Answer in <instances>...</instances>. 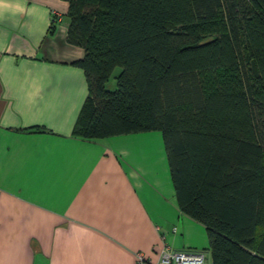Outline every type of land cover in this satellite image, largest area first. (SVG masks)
I'll return each instance as SVG.
<instances>
[{"label": "trees", "instance_id": "trees-1", "mask_svg": "<svg viewBox=\"0 0 264 264\" xmlns=\"http://www.w3.org/2000/svg\"><path fill=\"white\" fill-rule=\"evenodd\" d=\"M63 1L89 86L73 135L162 132L213 264H264V0Z\"/></svg>", "mask_w": 264, "mask_h": 264}, {"label": "crops", "instance_id": "crops-1", "mask_svg": "<svg viewBox=\"0 0 264 264\" xmlns=\"http://www.w3.org/2000/svg\"><path fill=\"white\" fill-rule=\"evenodd\" d=\"M63 0H0V264H137L204 251L158 131L73 135L89 95ZM55 34L50 35L51 26Z\"/></svg>", "mask_w": 264, "mask_h": 264}, {"label": "built area", "instance_id": "built-area-1", "mask_svg": "<svg viewBox=\"0 0 264 264\" xmlns=\"http://www.w3.org/2000/svg\"><path fill=\"white\" fill-rule=\"evenodd\" d=\"M207 256L204 251H174L164 246L158 252V260L151 261L142 254L137 255V264H206Z\"/></svg>", "mask_w": 264, "mask_h": 264}, {"label": "rangeland", "instance_id": "rangeland-1", "mask_svg": "<svg viewBox=\"0 0 264 264\" xmlns=\"http://www.w3.org/2000/svg\"><path fill=\"white\" fill-rule=\"evenodd\" d=\"M120 73H121V69H120V68H118V69L115 70L113 77L110 79V81H109L108 84H107V88H108L109 90H111V91L115 90V88H116V77H117ZM158 133L162 135V132H158ZM162 137H163V135H162ZM207 263H208V262H206V264H207Z\"/></svg>", "mask_w": 264, "mask_h": 264}]
</instances>
